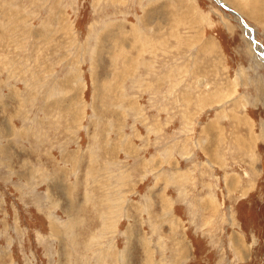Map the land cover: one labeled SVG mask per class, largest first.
Instances as JSON below:
<instances>
[{
	"label": "rangeland",
	"instance_id": "1",
	"mask_svg": "<svg viewBox=\"0 0 264 264\" xmlns=\"http://www.w3.org/2000/svg\"><path fill=\"white\" fill-rule=\"evenodd\" d=\"M238 17L264 53V0H0V264H264Z\"/></svg>",
	"mask_w": 264,
	"mask_h": 264
},
{
	"label": "bare ground",
	"instance_id": "2",
	"mask_svg": "<svg viewBox=\"0 0 264 264\" xmlns=\"http://www.w3.org/2000/svg\"><path fill=\"white\" fill-rule=\"evenodd\" d=\"M233 15H235L234 13H233ZM236 16V15H235ZM239 18V17H238ZM239 20L241 21V24H242V26H244V28H245V32L247 33V35H248V37L250 38V41L254 44V48L256 49V51L258 52V54H259V51L261 52V55H262V49L260 48V46L256 43V41H255V38H254V32L246 25V23L244 22V21H242L240 18H239ZM264 54V53H263ZM235 247H239V246H236L235 245ZM239 249V248H238ZM240 250V249H239ZM242 252H243V249L241 250Z\"/></svg>",
	"mask_w": 264,
	"mask_h": 264
},
{
	"label": "water",
	"instance_id": "3",
	"mask_svg": "<svg viewBox=\"0 0 264 264\" xmlns=\"http://www.w3.org/2000/svg\"><path fill=\"white\" fill-rule=\"evenodd\" d=\"M222 6V5H221ZM262 59V58H261Z\"/></svg>",
	"mask_w": 264,
	"mask_h": 264
}]
</instances>
